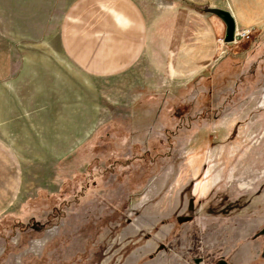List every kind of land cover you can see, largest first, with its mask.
Here are the masks:
<instances>
[{
    "label": "rangeland",
    "instance_id": "obj_1",
    "mask_svg": "<svg viewBox=\"0 0 264 264\" xmlns=\"http://www.w3.org/2000/svg\"><path fill=\"white\" fill-rule=\"evenodd\" d=\"M230 1L248 36L179 85L86 74L68 0H0V264H264V0Z\"/></svg>",
    "mask_w": 264,
    "mask_h": 264
},
{
    "label": "crops",
    "instance_id": "obj_2",
    "mask_svg": "<svg viewBox=\"0 0 264 264\" xmlns=\"http://www.w3.org/2000/svg\"><path fill=\"white\" fill-rule=\"evenodd\" d=\"M236 4L230 0H68L59 40L65 55L86 74L114 75L142 63L151 75L146 77L148 83L156 79L182 85L217 62V40L225 29L218 17L200 8L227 9L237 16Z\"/></svg>",
    "mask_w": 264,
    "mask_h": 264
},
{
    "label": "water",
    "instance_id": "obj_3",
    "mask_svg": "<svg viewBox=\"0 0 264 264\" xmlns=\"http://www.w3.org/2000/svg\"><path fill=\"white\" fill-rule=\"evenodd\" d=\"M206 13L213 14L217 16L225 25V33L223 41L225 43H230L234 40V33L236 29V23L233 15L227 9L217 8V7H207L204 9ZM260 235H264V228L261 230ZM262 256L264 257V247L262 250ZM200 260H196L195 263L198 264ZM223 262H219L221 264Z\"/></svg>",
    "mask_w": 264,
    "mask_h": 264
},
{
    "label": "built area",
    "instance_id": "obj_4",
    "mask_svg": "<svg viewBox=\"0 0 264 264\" xmlns=\"http://www.w3.org/2000/svg\"><path fill=\"white\" fill-rule=\"evenodd\" d=\"M250 32V30L248 29H239L236 28L235 29V33H234V39L236 40V38L241 37V36H248V33Z\"/></svg>",
    "mask_w": 264,
    "mask_h": 264
},
{
    "label": "flooded vegetation",
    "instance_id": "obj_5",
    "mask_svg": "<svg viewBox=\"0 0 264 264\" xmlns=\"http://www.w3.org/2000/svg\"><path fill=\"white\" fill-rule=\"evenodd\" d=\"M260 233H261V231L259 232V235H260ZM260 236H263V237H264V235H260ZM219 262H223V263H221V264H229V263L226 262L223 258H220V259L216 262V264H219Z\"/></svg>",
    "mask_w": 264,
    "mask_h": 264
},
{
    "label": "bare ground",
    "instance_id": "obj_6",
    "mask_svg": "<svg viewBox=\"0 0 264 264\" xmlns=\"http://www.w3.org/2000/svg\"><path fill=\"white\" fill-rule=\"evenodd\" d=\"M232 14V13H231ZM237 28V27H236Z\"/></svg>",
    "mask_w": 264,
    "mask_h": 264
}]
</instances>
